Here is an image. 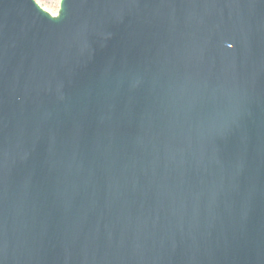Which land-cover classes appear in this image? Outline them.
Listing matches in <instances>:
<instances>
[{"label": "water", "instance_id": "water-1", "mask_svg": "<svg viewBox=\"0 0 264 264\" xmlns=\"http://www.w3.org/2000/svg\"><path fill=\"white\" fill-rule=\"evenodd\" d=\"M0 264H264V0H0Z\"/></svg>", "mask_w": 264, "mask_h": 264}, {"label": "rangeland", "instance_id": "rangeland-1", "mask_svg": "<svg viewBox=\"0 0 264 264\" xmlns=\"http://www.w3.org/2000/svg\"><path fill=\"white\" fill-rule=\"evenodd\" d=\"M36 4L51 16H56L60 0H34Z\"/></svg>", "mask_w": 264, "mask_h": 264}]
</instances>
